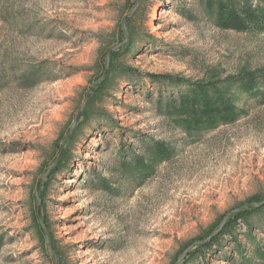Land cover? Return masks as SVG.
<instances>
[{"label": "rangeland", "instance_id": "obj_1", "mask_svg": "<svg viewBox=\"0 0 264 264\" xmlns=\"http://www.w3.org/2000/svg\"><path fill=\"white\" fill-rule=\"evenodd\" d=\"M259 70L264 32L222 30L198 0H0V264H182L261 207L264 105L249 80L233 87L239 117L212 123L165 115L173 91L152 77ZM155 141L171 158L125 175V152ZM251 224L189 264H264V212Z\"/></svg>", "mask_w": 264, "mask_h": 264}, {"label": "trees", "instance_id": "obj_2", "mask_svg": "<svg viewBox=\"0 0 264 264\" xmlns=\"http://www.w3.org/2000/svg\"><path fill=\"white\" fill-rule=\"evenodd\" d=\"M198 6L204 15L213 20L216 26L222 30L238 33L264 32V6H257L248 0H198ZM127 47L130 50L133 43L130 42ZM152 77L153 83L166 86L173 91L167 97L160 95L158 104L159 109L170 117H187L194 119L196 122L210 121L212 123L235 121L239 116L235 114V107L231 101L233 87L235 84L240 83L239 81L243 82L247 79L249 85L246 86L248 87L246 91L249 90L247 92L258 96L260 102L264 105V70L247 73L242 78L229 77L223 79L219 75H214L196 82L175 79L168 75ZM102 87L101 89H105V84ZM90 110L86 113V121L92 117V111ZM146 151L147 154L144 156L132 149L128 152L129 154L125 152L121 166L125 175L146 180L153 175L155 165L147 163L148 157L161 162L170 159L172 156V151L168 145L160 141L146 144ZM54 173L57 174L56 171ZM99 184L104 189H108L105 183L100 181ZM257 203L263 205L255 209L243 208V210L229 217L224 226L219 230L217 229L218 232L215 235H210L197 244L196 249L189 254V260L185 259L182 264H189L192 259L197 257L206 259V255L209 259H212L216 247L217 250L224 248L223 243L228 237L235 239V231L239 222L244 223L248 228V235L252 238L251 232L260 229L254 227L251 222L254 217L264 212V199H258ZM254 243H256V240H254Z\"/></svg>", "mask_w": 264, "mask_h": 264}]
</instances>
